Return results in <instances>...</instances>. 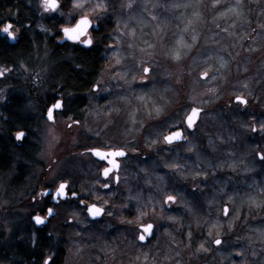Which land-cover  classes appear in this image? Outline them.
Returning <instances> with one entry per match:
<instances>
[{"label": "rangeland", "instance_id": "obj_1", "mask_svg": "<svg viewBox=\"0 0 264 264\" xmlns=\"http://www.w3.org/2000/svg\"><path fill=\"white\" fill-rule=\"evenodd\" d=\"M107 1L110 0H88L87 7L76 13L85 11L93 20L109 7ZM100 3L105 7L97 8ZM261 3L260 0H118L115 5V29L110 35L115 48H104L107 59L98 78L104 99L99 100V93L93 89L85 93L81 123L76 127L81 147L89 136L102 129L109 138L106 140L126 145L127 138L118 134L125 131L132 132L130 138L134 139L127 144L132 143L128 147L134 153L140 149L141 139L137 137L143 128L147 132L158 128L157 135L172 127L184 128L183 119L192 106L203 110V118L206 117L203 121L208 124L202 126H211V140L216 142L208 154L212 157L195 156V160L182 157L176 164L166 160L150 164L160 175L148 181L156 190L148 193L150 207H143L142 213L159 222L153 210L163 206L166 195L176 194L180 206L176 212V231L169 224L165 235L158 233L162 255L160 251L157 256L152 255L153 248L149 247L143 264H264V161L257 158L258 152L264 153V132L260 130L264 122V3ZM57 12L65 17L64 22H69L71 13ZM145 67L150 69L147 74L143 71ZM36 69V65L20 66L14 77L30 87L37 77ZM205 72L207 75L201 78ZM234 96H241L248 103L233 104ZM32 103L36 105L35 101ZM70 121L55 118L52 123L38 125L34 135L38 150L31 171L13 190L0 186V244H9L15 231H23L26 216L32 215L33 207L28 203L30 188L54 185L66 177L64 146L66 135L73 128H68ZM252 125L256 126L255 132ZM75 144L71 145L72 150ZM185 147L190 150L191 143ZM137 164L141 169L144 163ZM82 167L83 163L71 164L68 177L80 183L82 193L93 192L96 166L80 174L74 171L75 168L81 171ZM163 171L171 174L176 171V179ZM136 177L132 179L133 189L141 187L142 179ZM203 192L208 197L198 207L193 197ZM133 203L143 205L140 201ZM224 207L228 209L227 215ZM61 209L62 220L73 218L84 225L80 234L72 226L65 232L56 230L58 239L65 240V264H80L79 255L84 251L109 249L106 242H101L100 231H96L104 230L101 225L87 226L81 221L80 210ZM163 218L173 220L175 215L166 213ZM104 231L101 232L107 237H103L104 241L109 240L113 229ZM132 233L136 240L135 229ZM216 239L221 244L214 245ZM166 248L170 249L167 254L163 251ZM137 250L136 253L140 249ZM109 253L110 250L106 252Z\"/></svg>", "mask_w": 264, "mask_h": 264}, {"label": "flooded vegetation", "instance_id": "obj_2", "mask_svg": "<svg viewBox=\"0 0 264 264\" xmlns=\"http://www.w3.org/2000/svg\"><path fill=\"white\" fill-rule=\"evenodd\" d=\"M29 2H34V7L36 8V12L44 17L46 19V23L48 26L53 22V19H60L61 25L57 27H47V29L44 31L46 33V48L48 50L49 54V60L48 62L52 64L54 53L56 51H60V54L63 56L66 52H74L76 50L81 51L85 49H93L100 60H102L104 63L106 62L107 57H105L104 48H107L109 50L110 47L115 48V44H112L110 35L114 33L115 29V18H116V1L118 0H110L107 1V8L102 11L98 16H95L92 20V24L89 28V36L92 38L93 43L90 46H84L80 43H74L71 41H68L63 38V33L60 32V28L62 26L68 25L69 22H64L62 19H65L64 16H59L56 13H44L42 9L40 8V0H26ZM59 3L61 4V7L58 9L60 10V13H71L72 15H81L84 14L85 11L82 13H76L72 11V0H59ZM113 4L112 6L110 4ZM108 9V10H107ZM87 13V12H86ZM89 17L91 16L88 13ZM91 18V17H90ZM71 20V18H70ZM69 20V21H70ZM14 20L11 19V21H0V27L3 26V23L11 22L13 25V31H15V39L11 42L7 35L5 33L0 32V39L4 40L6 39L10 44H14L21 36L22 32H27L30 35L35 34L37 32H40V29L31 28L25 26L23 28V31L19 29V27L14 25ZM71 23H75L74 20H71ZM80 49V50H79ZM56 56V54H55ZM104 65V64H103ZM52 69H50L51 71ZM103 70V67L101 71ZM54 70L51 71V74ZM97 75L94 82L91 84L90 89H93L95 93H99L98 99L103 100L104 95H102L101 87L102 83L98 80L99 75ZM53 76V74H52ZM2 78V77H0ZM89 91V90H88ZM86 91L85 93H87ZM4 95L10 94V92L3 91ZM2 92V93H3ZM85 93L83 94H76V95H63L60 92L52 91L50 93L45 92V96H49L54 100L48 101L46 105H43V108H41V111L39 112V115L37 117H34L32 119L33 123H35V130H33V135H31V132L29 133L30 139H28V134L26 131H23L26 133L24 138L22 140H16L15 138V132L11 134V138L9 139L11 144H7V152L9 155V160L11 156H15L16 159L14 162H17V158L19 157V150L20 146H22V142L26 141V146L32 147L37 146L35 145V142L33 139L36 140L34 135L36 134L37 126L41 127L46 122H53L48 121L46 119V113L47 108L50 107L56 100H62L63 107L59 110L54 111V120L55 118H63V119H69L71 120L69 123H67L68 128L70 129V126L73 127L71 132L66 135L65 138V160H64V172L65 176L62 180H59L58 182L49 185H45L43 187L35 186L33 188H30L29 190V205L33 207L32 215L26 216V225L22 228V232L15 231L13 235H15V238L17 241L25 239L31 246L30 248H33L36 243L44 244L46 247V251H33V250H25L23 252H17L19 253V257L16 259V264H43V261L47 257H52L54 264H65L66 261V250L63 247L65 240L63 238H59L55 235L56 230L59 231H67L72 226L73 229H76L80 234V227H83V224L76 223L73 218H68L67 220L61 219V216L64 215V213H61L63 209L59 211L60 208H67L69 211V208L72 209V211L78 212L81 211L80 216L82 217L81 221L86 223L87 226H93V225H101L104 230L107 228L113 229L114 233L110 237H108L109 240L104 241L106 232L104 230H101L100 228L96 229V226L94 229L98 232L100 231V239L103 240L101 242H106L109 245V249L107 251H84L79 255V263L80 264H143L142 262L146 259V254L148 253L147 248L151 247L152 249V255L157 256V254L160 251V255H162V252L160 250L162 245V240H158V233H163L165 235L168 230L166 229L169 224H172L176 231V212L178 213L179 210V197L176 194H172L176 196V202L175 203H168L165 204L164 200L166 196L163 199V206L157 210L158 208H155L153 210V213L157 216H159L160 221L157 222L153 219H147L146 215H141L143 211V207H150L148 205L149 195L148 193L150 191H155L154 186H149L148 181L151 179L154 181L157 177L158 172L154 171V168L150 166L152 162H161V161H169L174 162L176 164V160L180 161L183 157L195 160V156H202L205 155L206 157H212V155H208L212 153L210 150L211 146L213 145L212 138V131L213 129L204 127L208 123H204L206 120V117L203 118V110L201 109L198 119L196 123L194 124L193 128L191 130H187L184 126V119H183V127H172L166 132H163L162 134H156L159 132L160 129L156 128L153 131H146V129H142V132H139L140 135L138 140H140V149H137L134 153L131 152L130 147L132 143L127 144V142H130L131 139L130 135H132L130 132H122L120 131L119 137L120 138H127L125 139L126 145H116L113 144L114 139H109L106 135L105 129H102L101 131H98L93 135L92 137L89 136L86 139L85 145L81 147L80 145V134L79 129L76 127L80 126L81 118L79 117L80 114L83 111H79V116H74V98H77L78 96L83 99V104L85 105ZM1 94V93H0ZM2 95V96H4ZM17 95V94H16ZM1 96V95H0ZM236 96L233 97V104H237V102H234V99ZM4 101V99H3ZM0 101V102H3ZM2 105V103H0ZM73 105V106H72ZM83 105V106H84ZM195 106H192L193 108ZM190 108V109H191ZM197 108V107H195ZM189 109V110H190ZM4 107L0 106V130L4 128L5 123H9L7 125V128H10V124H13L12 121H10L11 118H9L7 115L4 116L5 111L3 112ZM107 110V109H106ZM212 110V109H211ZM188 113V112H187ZM186 116V115H185ZM206 116V115H205ZM185 118V117H184ZM78 121V123H76ZM202 124L204 126H202ZM9 126V127H8ZM75 126V127H74ZM147 125H145L146 127ZM181 129L182 130V137L183 141L181 142H172L171 144L164 141L163 137L168 135L170 132ZM82 130V129H81ZM130 133V134H129ZM129 134V135H128ZM84 135V134H82ZM88 136V135H87ZM190 136V137H189ZM107 137V138H105ZM116 139L117 138L115 137ZM162 143H161V141ZM95 140V141H94ZM92 141V142H91ZM137 141V140H136ZM91 142V143H90ZM76 143V144H75ZM191 143V149H187L185 145ZM216 143V142H215ZM75 144V149L72 150L71 145ZM68 147V148H67ZM139 147V146H138ZM88 148H98L103 152L107 151H115V150H121L125 153L123 156H112L107 157L103 161L100 159H96L94 155L87 151ZM193 148V149H192ZM37 149V148H36ZM178 150V153H176ZM72 153V154H70ZM77 154V155H75ZM258 159H260L257 156ZM108 160L114 161L113 164H109ZM173 160V161H172ZM76 163H83L82 170L76 169L74 171L77 172V174L82 171H86L87 169L91 167L96 166V184L95 187L92 189L93 192H81V187L79 182H73L68 176L71 175L70 168L71 164L75 165ZM139 163H144L143 167L141 166V169L138 167ZM136 163V164H135ZM87 168H86V167ZM109 167L112 169V171L109 173V176L111 179L106 178L103 175V168ZM72 170V169H71ZM73 171V172H74ZM164 172V171H163ZM166 176L174 175L173 178L176 179V171L174 173L164 172ZM11 178L9 175V185L6 187V189H12L9 186L14 182L16 184H19L20 178H19V164L18 166L14 167V173L12 172ZM140 177H136L139 176ZM136 177V179H142L141 181V187H138L137 189H133L132 186V179ZM1 177V175H0ZM4 177V176H3ZM82 177V176H80ZM159 178V177H158ZM5 181V179H2ZM61 182L66 183V197L67 198H59L54 197V194L56 192V189L59 187V184ZM208 182L211 183V177L208 179ZM107 183L109 187L105 188L103 187V184ZM176 185V181H175ZM3 187V184L0 185ZM4 189V187H3ZM159 189V188H158ZM201 189V187L199 188ZM173 190H176L174 188ZM76 192L78 195L76 198H71V192ZM205 192H207L205 190ZM50 193V194H49ZM135 194V196H134ZM203 196V197H202ZM206 196L208 197L207 193H198L196 196L193 197L194 204H196L198 207L201 205V201L206 199ZM79 200L84 201V205H95L98 208L103 209L101 212V216L98 219L90 220L88 218V215L86 213V207L84 205L79 204ZM144 205L141 207L136 206L133 201H139ZM158 207V206H157ZM48 209H52L53 212L48 217ZM78 210V211H77ZM175 215V218L173 220H168L167 218L164 219L166 213H171ZM175 212V214H174ZM111 213V215H109ZM39 215L44 219V223L37 225L33 221V216ZM141 218L137 220L139 217ZM137 220V221H136ZM20 221V220H19ZM131 221V223H129ZM76 224V225H75ZM152 224L153 228L151 230V236L147 238L144 241H140L138 239V236L142 232L141 225H147ZM134 226V227H133ZM71 227V228H72ZM130 229V233H128L127 229ZM133 229H135V232H137L136 240H133ZM95 231V230H92ZM104 231L105 235L103 236L101 232ZM22 235V236H21ZM87 235L82 236V238H86ZM146 236V235H145ZM89 237V235H88ZM107 239V237H105ZM86 240V239H85ZM158 240V241H157ZM95 240H93L94 242ZM135 241V244H134ZM155 242H157L155 244ZM156 245V247L154 246ZM133 246L136 248H133ZM167 247V246H163ZM168 248V247H167ZM163 249L165 250V253L167 254V251L170 252V249ZM140 249L138 253H136ZM110 250L109 254H106ZM157 252V253H155ZM174 252H176V248H174ZM23 254V256H21ZM53 261H50V264H53Z\"/></svg>", "mask_w": 264, "mask_h": 264}, {"label": "trees", "instance_id": "obj_3", "mask_svg": "<svg viewBox=\"0 0 264 264\" xmlns=\"http://www.w3.org/2000/svg\"><path fill=\"white\" fill-rule=\"evenodd\" d=\"M260 1L264 3V0ZM34 4V2L26 0H0V21H11L13 19L14 25L22 31L25 26L40 29V32L32 35L22 32L20 38L14 44H10L6 39H0V69H11L10 73L0 78V90L5 88L4 91L10 92V94L4 95L3 90L0 91V101L4 99L3 102H0L2 103L0 106L4 107V116L7 115L11 118L10 121L13 122V124H10V128H7L9 123H5L4 128L0 130V185L3 184L5 186L9 185L10 179L8 177L10 176L11 178L12 172L14 173V167L18 166V164L20 182L25 179L27 173L32 169L38 146L28 147L25 144L27 138L30 139L29 133L31 132V135H33V130H35V123H33L34 119L32 118L39 115L42 104L46 105L48 101L54 100V98L48 99L50 97L45 96V92L50 93L55 91L65 96L83 94L90 89L91 84L104 64L93 49L70 51L66 52L63 56L60 54V51H56L54 56H52V64L49 63V49L45 46L47 34L44 31L50 26H60L61 22L60 19L56 18L48 26L46 19L36 12ZM35 65L37 66V77L34 83L30 82V87L27 86V83L22 82L21 84L15 79L16 70L20 66L30 68ZM50 69L54 70L52 72L53 76ZM42 75L45 76L41 78L40 76ZM48 82L49 86H47L48 84L46 85ZM28 91L31 92L28 93ZM31 100L35 101V106H32ZM71 101L75 105H72L74 107L73 115L78 117L79 111L82 110L84 105L83 99L78 96ZM34 108H36L35 111L33 110ZM18 129L26 131L28 137L22 142L17 162H14L15 156H11L9 160L7 144H11L9 140L12 139L11 134L19 131ZM33 140L35 145H37L36 140ZM2 179H5V181ZM18 185L13 182L9 187L13 190ZM12 237L9 244H0V264H16V259L19 257V253L17 252L19 251L47 250L43 243H36L33 248H30L31 245L25 239L17 241L15 235Z\"/></svg>", "mask_w": 264, "mask_h": 264}, {"label": "snow or ice", "instance_id": "obj_4", "mask_svg": "<svg viewBox=\"0 0 264 264\" xmlns=\"http://www.w3.org/2000/svg\"><path fill=\"white\" fill-rule=\"evenodd\" d=\"M87 4H88V0H72L73 12H76L77 10L85 9L87 7ZM60 7H61V4L59 3V0H40V8L42 9V11L44 13H56ZM96 7L97 8H104L105 6L103 3H100V4L96 5ZM71 20H74L75 23H71ZM71 20L69 21L68 25L62 26L59 30L60 32L63 33V38L68 40V41H72L74 43H80L86 47L90 46L93 43V40L89 36L88 32H89V28L92 24V19L85 12L84 14H81L78 16L77 15H71ZM0 32L5 33L9 39H15L16 33H15V31H13V25L11 22L3 23V26L0 27ZM10 71H11L10 68L0 69V77L4 76L5 73L10 72ZM143 71L145 74H147V73H149L150 69L148 67H145L143 69ZM202 75L206 76L207 73L205 72ZM0 91H2V90H0ZM235 99H236V102L239 104L246 105L248 103V101L243 99L241 96H236ZM62 107H63L62 100H56L50 107L47 108V113H46L47 120L48 121H54V111L57 109H61ZM200 111H201V109L193 107L191 109V112L185 117V122L187 124L188 129L193 128ZM76 123H78V121ZM260 130L262 132H264V122H262L260 124ZM252 131L253 132L256 131L255 125H252ZM25 135H26L25 132L17 131L15 133V138H16V140L19 141V140H22ZM182 135L183 134L181 131H172L169 133V135L164 136L163 139L165 142L171 144L173 141L181 139ZM87 151L91 152L94 156L99 157L101 161H103L107 157L125 155V153L121 150L103 152L98 148H88ZM257 155L259 156V158L262 161H264V153L258 152ZM108 163L114 165V161H112V160H108ZM111 171H112L111 168L105 167V168H103V175L106 178L111 179V177L109 176V173ZM103 187L107 188V187H109V185L107 183H105V184H103ZM65 189H66V183L61 182L59 184V187L56 189V193H55V196L53 198L55 199L56 196H59L62 198H67ZM77 195L78 194L76 192H74V191L71 192V198H76ZM78 202L80 205H84L83 200H79ZM170 202L171 203L176 202V196L175 195H167L166 196L164 203L168 204ZM84 206L86 207L89 215L92 217L100 216L101 212L103 211V209L97 208L95 205H84ZM224 211H225V215H227L228 209L225 208ZM52 212H53L52 209H48L49 215H51ZM109 215H111V213H109ZM141 215H144V213H141ZM33 220L35 221V223L37 225L44 223V219L39 215L33 216ZM129 223H131V221H129ZM141 228H142V232L138 236V239L140 241H143L145 239L146 234H151V230L153 228V225L152 224L141 225ZM214 243L219 245V244H221V240L216 239V240H214ZM50 261H53V258L47 257L44 259L43 264H50ZM53 264H54V261H53Z\"/></svg>", "mask_w": 264, "mask_h": 264}, {"label": "water", "instance_id": "obj_5", "mask_svg": "<svg viewBox=\"0 0 264 264\" xmlns=\"http://www.w3.org/2000/svg\"><path fill=\"white\" fill-rule=\"evenodd\" d=\"M11 42H13L14 40L13 39H9ZM72 42V41H71ZM205 76L204 75H201V78H204ZM243 99H245V98H243ZM246 100V99H245ZM234 102H236V99H234ZM241 105H243V104H241ZM192 109V108H191ZM191 109L188 111V113L186 114V116L191 112ZM57 110H59V109H57ZM185 116V117H186ZM46 119H47V115H46ZM198 119V118H197ZM197 121V120H196ZM196 123V122H195ZM184 126H185V128L187 129V130H191V129H188L187 128V124H186V122H185V118H184ZM174 131H181L182 132V130L181 129H176V130H174ZM169 135V134H168ZM181 141H183V137L181 138V139H179V140H176V141H173V142H176V143H178V142H181ZM258 156V155H257ZM96 159H100L99 157H96V156H94ZM259 157V156H258ZM56 193V192H55ZM54 196H55V194H54ZM56 197H59V196H56ZM59 198H62V197H59ZM98 208V207H97ZM225 208H227V207H224L223 208V210L225 209ZM86 213H87V215H88V218L90 219V220H94V219H98L100 216H101V214H100V216H98V217H92V216H90L89 215V213H88V211L86 210ZM224 214H225V211H224ZM48 217H49V214H48ZM34 221V220H33ZM35 222V221H34ZM151 236V234H146V236H145V240L147 239V238H149ZM144 241V240H143ZM213 244L214 245H217V244H215L214 242H213Z\"/></svg>", "mask_w": 264, "mask_h": 264}]
</instances>
